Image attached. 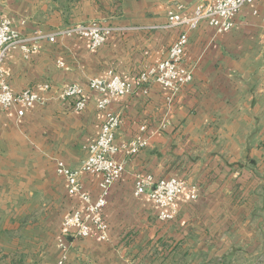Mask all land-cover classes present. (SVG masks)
Here are the masks:
<instances>
[{
  "label": "crops",
  "instance_id": "1",
  "mask_svg": "<svg viewBox=\"0 0 264 264\" xmlns=\"http://www.w3.org/2000/svg\"><path fill=\"white\" fill-rule=\"evenodd\" d=\"M200 1L0 0V17L26 43L81 22L113 27L95 49L85 38L56 37L40 41L28 59L12 49L2 62L12 91L50 87L21 117L0 107V264H58L60 238L67 245L61 264H264V0L245 5L230 31L216 33L205 22L188 31L184 63L192 80L184 87L139 80L183 28L165 26L167 11L179 4L191 13ZM110 70L133 90L108 104L121 114L115 141L127 142L145 125L147 144L135 155H115L124 171L102 208L106 240L63 236V215L81 204L67 193L56 161L80 167L104 112L96 92L74 111L59 91ZM141 172L184 180L173 219H159L147 194L134 195ZM99 180L81 174L92 200Z\"/></svg>",
  "mask_w": 264,
  "mask_h": 264
},
{
  "label": "built area",
  "instance_id": "2",
  "mask_svg": "<svg viewBox=\"0 0 264 264\" xmlns=\"http://www.w3.org/2000/svg\"><path fill=\"white\" fill-rule=\"evenodd\" d=\"M254 0H202L191 13H182V5H176L166 13V27H183L167 50L166 56L139 74L141 83L156 82L172 91L184 87L192 80V69L184 63V52L188 42V31L205 22L216 33L230 31L245 5ZM256 14V11H254ZM264 20V19H263ZM113 27L97 21L81 22L61 27L51 33H36L31 43H26L7 17H0V107L15 109L18 117L36 103L43 101L41 91L49 89L48 83H39L14 92L6 80L2 62L9 50L18 49L26 59L39 48L42 40L53 42L56 37L74 36L85 38L91 49L101 46ZM98 94L96 107L104 112V119L96 139L86 147V157L78 169L56 161V172L64 177L67 193L80 201L81 207L66 212L61 221L63 236L88 237L95 233L100 240H106L108 225L102 217V208L110 186L120 178L124 171L122 162L115 159L120 151L124 156L137 154L147 144L143 136L145 125L127 142L117 143L116 133L121 123L120 112L108 110V104L114 97L132 93V84L121 78L117 72L109 71L107 78L88 79L85 86L77 82L68 83L59 91L61 98L70 102L74 111L83 110L88 103L90 92ZM144 91H146L144 89ZM100 175L99 195L92 200L83 188L81 174ZM185 189L184 180L169 176L155 178L150 172L137 173L134 177V195L147 194L158 208V218L173 219L178 214V198ZM188 195L197 197L196 187L191 186ZM62 255L58 264L66 259L67 245L63 238L59 240Z\"/></svg>",
  "mask_w": 264,
  "mask_h": 264
},
{
  "label": "rangeland",
  "instance_id": "3",
  "mask_svg": "<svg viewBox=\"0 0 264 264\" xmlns=\"http://www.w3.org/2000/svg\"><path fill=\"white\" fill-rule=\"evenodd\" d=\"M62 232H63V229H62Z\"/></svg>",
  "mask_w": 264,
  "mask_h": 264
}]
</instances>
